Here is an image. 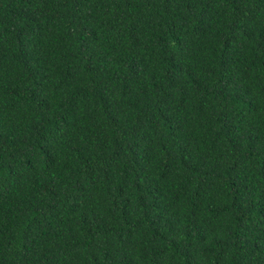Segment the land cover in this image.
<instances>
[{
	"label": "trees",
	"instance_id": "16d2710c",
	"mask_svg": "<svg viewBox=\"0 0 264 264\" xmlns=\"http://www.w3.org/2000/svg\"><path fill=\"white\" fill-rule=\"evenodd\" d=\"M0 264H264V0H0Z\"/></svg>",
	"mask_w": 264,
	"mask_h": 264
}]
</instances>
